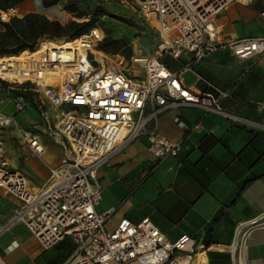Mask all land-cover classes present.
<instances>
[{"label":"built area","instance_id":"built-area-1","mask_svg":"<svg viewBox=\"0 0 264 264\" xmlns=\"http://www.w3.org/2000/svg\"><path fill=\"white\" fill-rule=\"evenodd\" d=\"M233 1L131 0L135 15L155 35L150 55H143L136 44L128 59L98 49L103 31L96 26L102 33L91 47L100 55L83 43L59 49L42 40L18 59L0 57V81L14 90L15 109L22 111L34 102L42 133L62 151L46 182L32 188L22 173L8 168L2 132L14 124L35 155L43 152L39 133L0 110V189L21 201L0 222V235L23 222L46 249L69 239L73 249L62 264H197L201 246L192 236L169 240L149 218L137 223L122 218L109 230L110 211L96 210L102 197L97 172L142 135L157 162L174 157L180 140L158 128L159 116L172 109L198 106L248 123L219 109L218 97L190 90L180 71L165 62L166 56L178 58L183 51L192 53V62L220 49H230L238 58L262 54L264 36L218 37L214 15ZM17 15L15 6L0 9V27ZM52 73L59 75V84H43L44 76ZM0 264H5L1 253Z\"/></svg>","mask_w":264,"mask_h":264},{"label":"crops","instance_id":"crops-1","mask_svg":"<svg viewBox=\"0 0 264 264\" xmlns=\"http://www.w3.org/2000/svg\"><path fill=\"white\" fill-rule=\"evenodd\" d=\"M32 2L26 11L17 10V16L38 12L60 20L47 15L49 9L39 0ZM261 11L264 0L229 3L214 16L218 37L264 36ZM192 56L183 51L178 58L166 56L165 62L180 71L190 90L218 97L219 109L248 123L198 106L161 114L158 128L170 139L180 140L177 154L157 162L147 150L144 135L127 144L98 169L103 193L96 210L110 211L106 225L112 229L122 218L134 223L149 218L169 240L192 236L201 246L197 264H264V52L238 58L230 49H220L197 62H192ZM12 91L0 81V110L14 112L15 123L34 128L43 152L32 154L29 145L17 138L13 124L2 132V139L5 136L9 142L4 147L3 140L5 162L22 173L32 188H39L62 151L42 133L32 110L39 112L34 102L17 119ZM20 204L0 189V222ZM62 242L56 246L62 247ZM49 249L23 222H15L0 235L5 264H62L70 254L59 249L61 258H56Z\"/></svg>","mask_w":264,"mask_h":264},{"label":"trees","instance_id":"trees-1","mask_svg":"<svg viewBox=\"0 0 264 264\" xmlns=\"http://www.w3.org/2000/svg\"><path fill=\"white\" fill-rule=\"evenodd\" d=\"M31 0H0V9L9 6H18L23 2ZM81 0H40L41 5L45 9L62 5L64 11L69 12L77 18L84 20H68L62 23L56 19H49L42 13L27 12L21 17H13L9 22L1 24L0 27V56L14 55L23 50L34 49L38 42L47 39L52 41H60L57 45L67 47L73 42L69 40L88 32V30L96 24V18L107 13V10L100 5L91 8V12L87 13L79 6ZM86 8L89 7L88 2ZM89 15V16H88ZM129 24L140 26L133 19H125ZM105 34L98 42L97 48L109 54H121L126 59L132 54L129 43L122 37H114L109 29H104ZM72 41V40H71ZM53 45V43H52ZM100 54L99 52H96ZM225 110V109H224ZM66 244L67 252H71L73 244L69 239L62 242ZM66 256V255H65Z\"/></svg>","mask_w":264,"mask_h":264},{"label":"rangeland","instance_id":"rangeland-1","mask_svg":"<svg viewBox=\"0 0 264 264\" xmlns=\"http://www.w3.org/2000/svg\"><path fill=\"white\" fill-rule=\"evenodd\" d=\"M32 1L33 0L23 2L20 5L16 6V9L19 12L26 11L27 9H29V7H31V5H33ZM34 1L36 3L38 0L37 1L34 0ZM87 2L89 4V7L86 8ZM95 5H100L107 10L106 14L96 18V24L94 25V26H99L102 29L103 36L105 34L104 29L105 28L109 29L111 31L112 36L124 38V40H126L129 43V45L131 46V49L133 47V44H136V47L141 50V53L143 55H150L152 53L155 35H154L153 31H151L149 29V26H147L145 23H143V21H141L137 15L132 13L133 9L131 7L132 6L131 0H81L79 2V6L83 10H85L87 13H90L91 8H93ZM45 13L47 15H55L56 17H58L60 19L59 21L62 23L65 22L67 19L71 20V17L65 16L68 13L66 14V11L63 12L62 5H59V7L54 6L51 9H49L48 11L45 10ZM69 15H72V14H69ZM76 18L77 17H74L73 20H78V21L84 20V18H79V19L78 18L76 19ZM125 19H133L137 23H139L140 26L131 25ZM103 36H102V38H103ZM43 41L44 42H51L53 44H55V43L57 44V43L61 42L62 40L52 41V40L44 39ZM10 90H11V92H13L12 91L13 89L10 88ZM27 107H30V106H27ZM24 110L17 112V114H16L17 119L19 118L18 115H20ZM32 110L35 113H37L38 119L41 122V117H40L39 112L34 108H32ZM13 113H7V114L12 115ZM15 132H16L17 138L20 139L19 133L16 130H15ZM3 140L5 141L4 147L6 145H9L8 139L5 136L3 137ZM102 193H103V185H101V196H102ZM106 226L109 230L112 229L108 225H106ZM59 249H62L61 253L63 251L66 252L67 251L66 244L62 247L54 246V247L49 249V252L52 253L53 256H55L56 258H61V256L57 253Z\"/></svg>","mask_w":264,"mask_h":264},{"label":"bare ground","instance_id":"bare-ground-1","mask_svg":"<svg viewBox=\"0 0 264 264\" xmlns=\"http://www.w3.org/2000/svg\"><path fill=\"white\" fill-rule=\"evenodd\" d=\"M213 22H214V20H213ZM99 35H101L100 29L98 27L94 26V27H91V29L88 30V32L83 33V34L79 35L78 37H76V40H74L75 38L71 39L72 41L69 40L70 42H73L72 45H69L67 47H61V45H59V44L58 45L57 44L52 45L51 42H49L50 43L49 45L57 46L59 49H65V48H74V47H77L79 43H83V44H86L87 46L90 45L89 46L90 48L88 47L89 49H91L95 52H98V51L94 50L93 47H91V45H93L92 42L95 41V39L97 37H99ZM46 43H48V42H46ZM21 53H22V51L18 53L19 56L17 54H14L16 56L7 55L8 56L7 60H15V59H18V58L24 56ZM7 56H0V57H7ZM44 77L45 78L43 79L42 83L45 85H58L60 82V79L58 78L59 75H57V73L45 75ZM19 79H21V78H19Z\"/></svg>","mask_w":264,"mask_h":264}]
</instances>
